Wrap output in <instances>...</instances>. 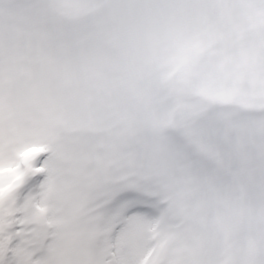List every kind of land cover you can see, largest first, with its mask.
<instances>
[{
    "label": "snow or ice",
    "instance_id": "snow-or-ice-1",
    "mask_svg": "<svg viewBox=\"0 0 264 264\" xmlns=\"http://www.w3.org/2000/svg\"><path fill=\"white\" fill-rule=\"evenodd\" d=\"M0 264H264V0H0Z\"/></svg>",
    "mask_w": 264,
    "mask_h": 264
}]
</instances>
